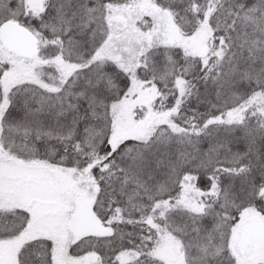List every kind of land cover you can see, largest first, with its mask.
<instances>
[{
    "label": "snow or ice",
    "instance_id": "1",
    "mask_svg": "<svg viewBox=\"0 0 264 264\" xmlns=\"http://www.w3.org/2000/svg\"><path fill=\"white\" fill-rule=\"evenodd\" d=\"M0 264H264V0H0Z\"/></svg>",
    "mask_w": 264,
    "mask_h": 264
}]
</instances>
